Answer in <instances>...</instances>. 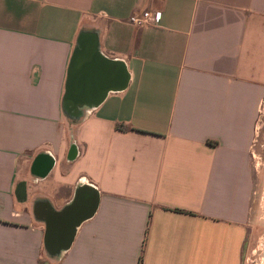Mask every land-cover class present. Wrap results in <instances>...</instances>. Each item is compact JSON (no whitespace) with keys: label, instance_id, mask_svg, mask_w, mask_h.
<instances>
[{"label":"crops","instance_id":"obj_1","mask_svg":"<svg viewBox=\"0 0 264 264\" xmlns=\"http://www.w3.org/2000/svg\"><path fill=\"white\" fill-rule=\"evenodd\" d=\"M80 35L122 61L97 104ZM263 100L264 0H0V264H244Z\"/></svg>","mask_w":264,"mask_h":264},{"label":"water","instance_id":"obj_2","mask_svg":"<svg viewBox=\"0 0 264 264\" xmlns=\"http://www.w3.org/2000/svg\"><path fill=\"white\" fill-rule=\"evenodd\" d=\"M81 35L68 66L65 98L66 102L71 100L72 103L82 101L81 103L97 104L110 87H123L121 81L123 82L124 73L118 66L122 61L105 57L99 51L96 41L93 43ZM65 109L74 115H79L82 111V108L75 105L66 106Z\"/></svg>","mask_w":264,"mask_h":264},{"label":"rangeland","instance_id":"obj_3","mask_svg":"<svg viewBox=\"0 0 264 264\" xmlns=\"http://www.w3.org/2000/svg\"><path fill=\"white\" fill-rule=\"evenodd\" d=\"M261 110L251 147L255 182L251 199L252 231L244 255V264H264V100Z\"/></svg>","mask_w":264,"mask_h":264},{"label":"built area","instance_id":"obj_4","mask_svg":"<svg viewBox=\"0 0 264 264\" xmlns=\"http://www.w3.org/2000/svg\"><path fill=\"white\" fill-rule=\"evenodd\" d=\"M158 17V12H152L150 10L144 9L132 12L128 19L134 25L143 27L157 22Z\"/></svg>","mask_w":264,"mask_h":264},{"label":"trees","instance_id":"obj_5","mask_svg":"<svg viewBox=\"0 0 264 264\" xmlns=\"http://www.w3.org/2000/svg\"><path fill=\"white\" fill-rule=\"evenodd\" d=\"M121 127V126H120Z\"/></svg>","mask_w":264,"mask_h":264}]
</instances>
